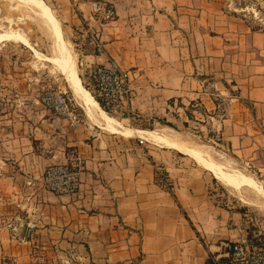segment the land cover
<instances>
[{
	"label": "crops",
	"instance_id": "0c3cea01",
	"mask_svg": "<svg viewBox=\"0 0 264 264\" xmlns=\"http://www.w3.org/2000/svg\"><path fill=\"white\" fill-rule=\"evenodd\" d=\"M56 1L71 32H98L100 52L85 56L87 66L113 60L129 72L127 108L140 122L185 127L188 106L212 121L219 95L234 91L223 122L241 131L226 144L264 189V18L234 0H104L115 18L97 26L93 0ZM74 107L78 122L0 115V264H209L225 244L247 240L246 215L211 173L139 136L110 134ZM69 148L84 160L79 191L55 196L42 173ZM158 168L171 190L157 184Z\"/></svg>",
	"mask_w": 264,
	"mask_h": 264
},
{
	"label": "rangeland",
	"instance_id": "374dc122",
	"mask_svg": "<svg viewBox=\"0 0 264 264\" xmlns=\"http://www.w3.org/2000/svg\"><path fill=\"white\" fill-rule=\"evenodd\" d=\"M39 1L48 8L51 16L59 23L63 39L69 46L75 59L81 84L87 90L84 76V66L86 65L84 60L85 56L91 55L89 52L91 50L87 45L89 38L85 36V30H82V26L85 24H81L79 31L73 30L71 32V27L68 26L67 22V9L61 7L60 1L58 2L59 7H57L56 0ZM103 1L93 0L91 4ZM234 1L237 9H242L246 13L248 12L254 19H258L259 16L264 18V0ZM90 18L97 26H100L91 16V13ZM43 25L42 20L36 15L35 9L31 5L20 0H0V35L19 32L18 34L23 35L28 42V45L25 46L17 40H12V38L0 40V115H6L8 116V120H16L15 122L20 120L27 121L28 123H31V121L42 115L47 116V114L60 119H68L56 115L45 103L49 96L60 95L66 98V102L68 101L72 104L73 107L69 108V111L72 113L73 110V115L81 120L82 118L78 116V105L77 108L74 107V104L79 103L73 99L64 77L51 64L41 60L43 57H51L53 54V44L43 32ZM88 27L90 28V26ZM91 30L97 32L95 27H92ZM81 33H84V37L80 36ZM233 93L234 91L230 92V94L224 92L222 95H219L217 98L218 108L215 114L212 115L214 117L212 121L208 120L200 123L198 121L199 117L196 114H192L190 112L191 108L188 106V110L186 111L188 123H186L185 127L176 125L169 127L164 120L157 124L140 121L132 123L129 120L122 121L112 112L107 114L125 128L150 132H154L155 130V134L167 131L169 138H173V140L183 146L198 151L202 150L204 155H207L214 163H220L224 167H227L228 170L251 177L259 183L257 176L251 170L243 167L240 162H235L234 164L232 160L234 155L226 144V138L229 133L238 134L241 131L240 128L233 129L232 127L228 130L227 123L223 122V120L232 115L234 111L233 105H237V102L233 103L230 101V96H233ZM194 118H197V120H194ZM117 136L124 139L128 138L120 135ZM141 137L142 139L144 138L143 142L150 149H166L159 144L155 145L157 143L148 139L149 136ZM185 158L194 162L188 156ZM218 184L222 186L220 183ZM222 188L232 198L231 200H233L235 209L246 215L248 237L264 238L263 200L246 188H242L238 192H233L223 186ZM221 191L223 190L221 189Z\"/></svg>",
	"mask_w": 264,
	"mask_h": 264
},
{
	"label": "built area",
	"instance_id": "2783aa9c",
	"mask_svg": "<svg viewBox=\"0 0 264 264\" xmlns=\"http://www.w3.org/2000/svg\"><path fill=\"white\" fill-rule=\"evenodd\" d=\"M90 13L100 26L111 23L115 18L113 7L104 1L92 3ZM82 30H85V36L89 38L87 45L91 50L90 54H98L100 52L98 32L91 30L88 25H83ZM80 36L84 37V33ZM84 67L87 90L106 113L119 112L132 123L140 121L127 108L131 98L128 71L122 70L113 60ZM45 103L56 115L78 122L73 110L72 113L69 111L64 96H49ZM138 143L142 145L143 139L138 138ZM83 165L84 160L78 151L69 148L64 163L51 164L44 169L41 177L43 190L55 196L76 195L79 191V175ZM156 178L160 187L171 190L168 174L161 168L156 169ZM209 264H264V238L253 236L248 237L245 242L225 244L222 254L210 257Z\"/></svg>",
	"mask_w": 264,
	"mask_h": 264
},
{
	"label": "bare ground",
	"instance_id": "6f19581e",
	"mask_svg": "<svg viewBox=\"0 0 264 264\" xmlns=\"http://www.w3.org/2000/svg\"><path fill=\"white\" fill-rule=\"evenodd\" d=\"M20 1L31 5V7L35 9L36 15L40 17L44 24L43 32L47 35V37H49V40L53 44L52 56L43 58L41 57V60L51 64L54 69H56V71L58 70L59 73L64 77V80L68 86V90L71 92L73 99H75V101L81 105L87 118L93 124L100 126L104 130L110 132V134L113 133L123 137H128V139H130L129 137L132 136H149L148 139L154 143H157L155 145L159 144L163 148L175 150L191 158L197 164V166L211 173L213 178L223 187L233 192H238L242 188L249 189V191H252L256 194L255 196L261 198L264 203V189L253 178L235 171L228 170L227 167H224V165L220 163H214L207 155H204L202 150L198 151L196 149L185 147L179 142L173 140V138H169L167 131H162L161 134H155V130L154 132H150L146 130L143 131L125 128L114 118L110 117L99 107L97 102L89 94L88 90L82 86L77 73L75 59L69 49V46L63 39L59 23L51 16L48 8L39 0ZM18 33H12L8 35L6 34L3 36L0 35V40H5L4 38H12V40H17L23 45L27 46L28 42L26 38ZM67 105L70 109L73 107L70 102H68Z\"/></svg>",
	"mask_w": 264,
	"mask_h": 264
},
{
	"label": "trees",
	"instance_id": "16d2710c",
	"mask_svg": "<svg viewBox=\"0 0 264 264\" xmlns=\"http://www.w3.org/2000/svg\"><path fill=\"white\" fill-rule=\"evenodd\" d=\"M168 125V124H167Z\"/></svg>",
	"mask_w": 264,
	"mask_h": 264
}]
</instances>
